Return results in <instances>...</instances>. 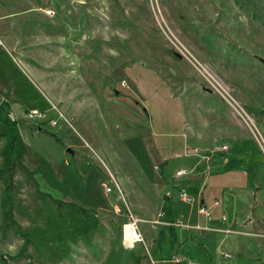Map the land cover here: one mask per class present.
Here are the masks:
<instances>
[{
    "label": "rangeland",
    "instance_id": "rangeland-1",
    "mask_svg": "<svg viewBox=\"0 0 264 264\" xmlns=\"http://www.w3.org/2000/svg\"><path fill=\"white\" fill-rule=\"evenodd\" d=\"M0 42V264H122L116 216L162 209L152 179L192 145L228 148L205 205L264 227V157L237 108L264 139V0H0Z\"/></svg>",
    "mask_w": 264,
    "mask_h": 264
},
{
    "label": "crops",
    "instance_id": "crops-1",
    "mask_svg": "<svg viewBox=\"0 0 264 264\" xmlns=\"http://www.w3.org/2000/svg\"><path fill=\"white\" fill-rule=\"evenodd\" d=\"M13 106L17 108V105L14 104ZM16 108L10 107L8 109L16 111ZM4 111L5 109L0 104V113ZM186 148L188 149H185L186 155L184 154V157L190 158L192 161L189 167H185L186 169L177 168L174 173L178 170H190V174L184 177H175L174 173L173 175L167 173L166 175H164L165 173L154 175L152 183L153 185L155 183L160 185L161 189L157 199L159 204L163 203L164 207L156 209L153 206L151 211L148 210L149 214L152 215L150 217L143 216L144 218L140 219L139 231L143 235L144 246L136 244L133 250H128L131 251L130 255H121L120 261L122 264L128 262L129 264H224L220 260L221 253H223L220 251L222 246L238 250L239 253L246 255V252L249 251L250 260L254 261L255 264H259L262 258L264 259V234L262 230L264 227L260 215L254 209L251 210L246 207H218L216 210L211 211V207H217L219 204L214 202L211 207L206 206L202 198V192L208 182H211L209 172L216 167V160L213 159L214 155L209 157L208 160L201 157L206 149L199 150L194 145ZM193 150L197 154H188ZM157 159L159 166L164 165L166 162L161 160L160 157H157ZM153 168L156 169V166H153ZM205 168L206 172L204 171ZM156 179H159L160 182ZM216 181V178L212 180V184ZM179 188L184 189L195 201L192 204H184L163 197V193L167 190L174 193ZM121 190L119 198L123 207L129 210L128 206L131 207L128 199L130 193L124 188ZM178 204L182 206H178ZM199 205L206 208L207 216L197 213ZM113 207L115 209L116 206ZM122 214L119 217L116 216L119 223L113 226H116L118 235L115 239L109 241V247L112 241L120 245V227L125 222L126 212L124 211ZM221 217H223V220H221ZM167 223H172L174 226L166 225ZM141 224L149 225H146V231L145 226L143 227ZM204 228H208L209 231ZM165 246L168 249L165 250ZM109 249H107V252H109ZM168 251L171 253L166 255ZM123 256H128V261L122 259ZM90 258L92 260L91 255ZM235 264L238 263L235 262Z\"/></svg>",
    "mask_w": 264,
    "mask_h": 264
},
{
    "label": "built area",
    "instance_id": "built-area-1",
    "mask_svg": "<svg viewBox=\"0 0 264 264\" xmlns=\"http://www.w3.org/2000/svg\"><path fill=\"white\" fill-rule=\"evenodd\" d=\"M0 46H2L1 42H0ZM174 47L180 54H182L181 53L182 47H181V50L177 46H174ZM233 103L235 104L234 101H233ZM237 108H238V115L240 117L239 119L247 127L249 134H250L252 140L255 142L257 149L259 150V152L264 157V139H263L262 135L259 133L258 129H256L253 121L249 120V117L245 115V113L242 111V109L239 108L238 106H237ZM239 112H240V114H239ZM26 114L27 115H25V116L31 120H36V119L41 118V114L36 112V111H28ZM242 115L245 116L246 122L243 121ZM11 121H13V120H11ZM227 150H228V148L225 145L213 146L210 150H205L204 154L201 157L203 159L208 160L209 157H212L214 154L215 155L221 154ZM189 153H191L193 155L197 154V152L195 150H193L192 152H188V154ZM185 155H186V152H185ZM204 171L205 172L207 171L206 168L204 169ZM189 174H190V170H178L174 173V176L175 177H184V176H187ZM114 189L120 195V191L116 185H114ZM105 192L106 193L111 192V188L105 187ZM164 197L166 199L174 200L176 202L177 201L182 202L184 204H192L195 201L194 198L192 196H190L189 194H187L186 191L182 188L177 189L174 193H172L170 190H167L166 192H164ZM197 213L199 215L207 216L206 208L202 205L198 206ZM221 220H223V217H221ZM140 223H141V220L139 218H137L136 216H134L132 214H128V215L126 214L125 222L120 227V245L123 249L131 250L135 247L136 244H142L144 246L143 237L139 231V224ZM154 223H156V222H154ZM166 225L174 226V224H172V223H169V224L167 223ZM175 225H177V224H175ZM204 229L209 231L208 228H204ZM223 256L226 257L227 254H223ZM174 260H176V259H174Z\"/></svg>",
    "mask_w": 264,
    "mask_h": 264
},
{
    "label": "water",
    "instance_id": "water-1",
    "mask_svg": "<svg viewBox=\"0 0 264 264\" xmlns=\"http://www.w3.org/2000/svg\"><path fill=\"white\" fill-rule=\"evenodd\" d=\"M178 58H179V56H178ZM204 90H205V89H204ZM143 112H145V111L143 110ZM66 152L69 153V154H71V152H70L69 150H66Z\"/></svg>",
    "mask_w": 264,
    "mask_h": 264
},
{
    "label": "trees",
    "instance_id": "trees-1",
    "mask_svg": "<svg viewBox=\"0 0 264 264\" xmlns=\"http://www.w3.org/2000/svg\"><path fill=\"white\" fill-rule=\"evenodd\" d=\"M2 121H5L6 120V118H3V119H1ZM7 121V120H6Z\"/></svg>",
    "mask_w": 264,
    "mask_h": 264
}]
</instances>
